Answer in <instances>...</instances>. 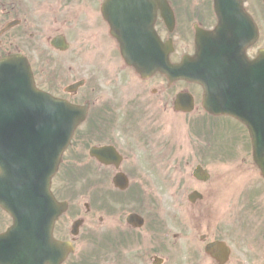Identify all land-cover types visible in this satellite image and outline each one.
<instances>
[{"label": "flooded vegetation", "instance_id": "af4514ba", "mask_svg": "<svg viewBox=\"0 0 264 264\" xmlns=\"http://www.w3.org/2000/svg\"><path fill=\"white\" fill-rule=\"evenodd\" d=\"M105 1L0 0V29L11 24L0 35V58L25 56L36 87L65 94L89 110L52 181L55 197L67 204L53 234L73 248L63 264H264V167H256L249 155L236 160L252 150L241 125L236 124L239 134L233 150L210 162V183L194 203L201 224L193 226L208 230L200 242L184 227L170 225L166 200L160 194L148 198V176L155 164L152 149H168L170 131L187 128L194 136L214 130L207 139L211 146L219 121L233 119L214 116L204 108L200 85L171 84L162 73L143 77L128 65L123 43L103 15ZM167 2L175 20L173 31L160 9L155 11L154 26L161 46L172 48L169 55L179 60L195 53L196 26L210 30L217 25L216 2ZM236 4L257 22L259 39L247 52L251 58L260 55L264 65V0ZM129 29L123 26L117 32L126 35ZM134 30L143 39L135 54H150L148 35L153 34L144 25ZM78 81L83 85L77 93L65 92ZM181 92L193 96L189 113L174 108L175 96ZM0 127L2 135L19 132L10 129L4 118ZM92 147H109L112 155L97 158ZM74 183L80 187L74 189ZM12 222L0 205V233ZM209 243L214 248L207 253Z\"/></svg>", "mask_w": 264, "mask_h": 264}, {"label": "water", "instance_id": "95a60500", "mask_svg": "<svg viewBox=\"0 0 264 264\" xmlns=\"http://www.w3.org/2000/svg\"><path fill=\"white\" fill-rule=\"evenodd\" d=\"M111 1V6L113 7V9L115 8L113 0ZM123 7V6H122ZM115 17V16H113ZM113 21V20H111ZM232 28V29H231ZM232 33H233V37H232ZM205 35L202 34H198V39L204 40V37H210L213 41H218L220 39H224V40H237V39H241L243 38V36L246 35L245 32H243L239 26L237 24H227V23H220V25L216 28V31L213 33H204ZM257 37V32L255 27H253V36H251L248 40H244V44L242 48H237L234 49L236 50V55L238 56L239 54L241 58H243V65L245 67H248V69L244 70V71H240L241 76H245V75H250L249 80L252 82H257L258 81V71H257V65L259 64L257 61L254 62L253 64H251L250 62H247L246 60H244V55H243V51L244 48L251 44L253 42V40ZM253 38V39H252ZM222 52L224 54H227V52H230V47L229 46H224L222 49ZM233 50V51H234ZM213 48H208L206 49L205 52L201 53V50H198V54L195 58L192 59H185L184 62L179 65L176 66L174 68H170L171 74L173 73H178L180 75H184L187 74L189 76L190 79L193 80H199L202 82L203 85H205L206 89H207V98L206 100H209V97L214 96V92L217 88V90H221L224 89V94L222 95V97H225L228 99V103H219V105L217 106V108H223V110H229L232 113L235 114H239V112L232 106L233 104H235L237 102V98L234 96L235 94L233 93V89L234 87H228L227 83L230 81L232 83L233 80V73L231 69H226L224 70H220L218 72L219 75H223L226 76L224 80H221L223 83L222 84H218L217 86L212 85V81L214 80V69H210L208 72L206 73H199V74H195V73H185L183 72L185 68V65H189V66H216V65H220L223 66V68H226L225 66L229 65L228 62V56L226 55H222V54H215L212 52ZM126 60L130 63L136 64V65H140L141 62L140 60H142L143 58L146 57H134V56H125ZM148 59V70L154 66V67H161L164 63L162 62V58L160 56L154 55V56H147ZM163 60L165 62H167L168 57L165 56V58H163ZM143 73L146 71L144 69H140ZM235 74V73H234ZM221 94V93H219ZM233 98V101L232 99ZM229 101H232L233 103H229ZM41 105V112H42V116H41V129L42 130H46L49 131L53 128V120H51V109H53V103L51 101L50 98L45 97L43 95V100L40 103ZM61 112H64L62 109V106L59 107ZM215 109V108H213ZM64 110H66V107H64ZM241 118H246V121L249 122V127L251 130V134L253 136V139H256L258 137V124L259 121L258 119L253 118L250 114H248L247 112L242 113L240 115H237ZM247 123V122H246ZM60 129H64L65 133H60L57 136V142H54L53 145L50 147V142L47 141V147L43 148V154L47 155V163L45 162L44 167L45 169L49 172V174L54 173L58 162H59V158L60 155L64 149V147L66 146L67 140H68V136L66 131L70 130L68 126H63L60 127ZM71 134V131L69 133V135ZM70 137V136H69ZM43 138L50 140L51 136L49 133H44ZM42 216H45V218L48 219V217L50 216V214H47L45 212V205H43L42 207ZM22 218V217H21ZM20 218V219H21ZM52 219V218H51ZM25 224L29 225L28 229L25 232V241H35L36 239V234L38 232L37 229V225L39 224L38 219L34 216V215H26L25 216ZM51 224V220H49V223L47 225V223L44 224V228L43 230L45 231V234H48V240L50 242L51 237H50V226ZM15 225H18V221H16ZM49 226V227H48ZM49 231V233H48ZM26 264H35V253H34V247L31 244H26Z\"/></svg>", "mask_w": 264, "mask_h": 264}, {"label": "rangeland", "instance_id": "374dc122", "mask_svg": "<svg viewBox=\"0 0 264 264\" xmlns=\"http://www.w3.org/2000/svg\"><path fill=\"white\" fill-rule=\"evenodd\" d=\"M181 135L184 137L186 141L189 142V145H193L195 147H200L202 144L198 141H196L195 138L188 137L185 133H181ZM168 149H170V157L168 164L165 166V160L168 158L167 156L169 154H166V157L163 159V162L161 164L160 173L158 174V167L150 169L153 177L151 180L153 182L151 183V180L149 181V190L154 193H162L164 194V199L166 200V203L168 205V215L170 216V225L172 226H180L177 222L176 218H173L172 216L175 215L179 216L184 211V225L190 226L188 230H186V234L193 235L197 237L196 241L200 242V235L204 233V230H206V226H203V229H196L193 226V223L189 220L188 216L193 217L194 212L190 210L189 205L187 204V195L188 191L193 187V183L191 182L189 178V168L185 166L184 168H181L180 165L177 166V169H174V166H176L178 162V147L177 145L170 146ZM178 153V154H177ZM187 156L190 157L192 154L190 153L189 149L187 152ZM151 157L153 161H155L158 157V149L153 148ZM192 177V174H191ZM182 179L185 181V184L182 186ZM193 180V179H192ZM194 184L196 181H194ZM201 186L204 188L207 186V184L200 183ZM157 191V192H155ZM236 200V197L234 198ZM192 220V218H191ZM255 225L257 224V220H254ZM174 229V228H173ZM234 240V238H233Z\"/></svg>", "mask_w": 264, "mask_h": 264}, {"label": "bare ground", "instance_id": "6f19581e", "mask_svg": "<svg viewBox=\"0 0 264 264\" xmlns=\"http://www.w3.org/2000/svg\"><path fill=\"white\" fill-rule=\"evenodd\" d=\"M24 94H25L24 90H23V91H20L19 96H20V97H23Z\"/></svg>", "mask_w": 264, "mask_h": 264}]
</instances>
